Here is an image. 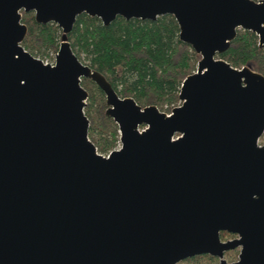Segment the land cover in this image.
<instances>
[{
	"label": "water",
	"instance_id": "1",
	"mask_svg": "<svg viewBox=\"0 0 264 264\" xmlns=\"http://www.w3.org/2000/svg\"><path fill=\"white\" fill-rule=\"evenodd\" d=\"M23 11L62 28L55 63L23 45ZM83 12L106 25L176 17L201 57L171 114L121 96L78 56L68 34ZM239 28L264 47V0H0V264H176L203 253L264 264V74L218 56ZM83 77L119 124L108 154L89 136ZM223 229L241 237L222 241ZM239 244L228 262L224 250Z\"/></svg>",
	"mask_w": 264,
	"mask_h": 264
},
{
	"label": "trees",
	"instance_id": "2",
	"mask_svg": "<svg viewBox=\"0 0 264 264\" xmlns=\"http://www.w3.org/2000/svg\"><path fill=\"white\" fill-rule=\"evenodd\" d=\"M28 33L23 45L36 56L57 51L62 28L56 22L40 23L34 11H23ZM180 26L173 14L156 19L125 18L119 15L109 25L98 16L83 12L77 16L69 40L73 50L86 63L104 73L121 96H133L141 105L156 104L170 110L179 101L184 78L196 67L201 55L180 39ZM232 65L250 66L264 74V47L259 35L239 28L228 49L218 54ZM88 89L85 107L90 118L89 136L100 152L108 153L120 141L119 124L107 114L104 90L91 78L83 77ZM209 253L187 257L176 264H214Z\"/></svg>",
	"mask_w": 264,
	"mask_h": 264
},
{
	"label": "flooded vegetation",
	"instance_id": "3",
	"mask_svg": "<svg viewBox=\"0 0 264 264\" xmlns=\"http://www.w3.org/2000/svg\"><path fill=\"white\" fill-rule=\"evenodd\" d=\"M220 237H221L222 241H227V240H233L234 241L236 239H239L241 237V235L237 231H230V230L223 229L220 231ZM241 249H242V244H239L235 247L226 248L224 250V257L228 260V262L238 260ZM203 254H205V253H203ZM213 256H216L218 258V262H220V257L218 255H213Z\"/></svg>",
	"mask_w": 264,
	"mask_h": 264
},
{
	"label": "rangeland",
	"instance_id": "4",
	"mask_svg": "<svg viewBox=\"0 0 264 264\" xmlns=\"http://www.w3.org/2000/svg\"><path fill=\"white\" fill-rule=\"evenodd\" d=\"M56 52H57V51H54V50L49 51V53L45 56V58L48 59V60H55ZM39 57H41V56H39ZM196 68H197V67H196ZM180 103H181V100L179 101L178 104H180ZM178 104H177V105H178ZM171 110H172V109H170V110H165V111H167V112H171ZM260 142H261V143L264 142V134L262 135V137H261V139H260ZM120 145H121V141L118 142V145H117L115 148L119 147ZM102 153L107 154V153H105V152H102ZM183 260H184V259H183ZM193 262H194V261H193ZM193 262H185V263H183V264H190V263H193ZM212 262H214V264H218V263H219L217 259H216L215 261H212ZM203 264H208V263H204V262H203Z\"/></svg>",
	"mask_w": 264,
	"mask_h": 264
},
{
	"label": "built area",
	"instance_id": "5",
	"mask_svg": "<svg viewBox=\"0 0 264 264\" xmlns=\"http://www.w3.org/2000/svg\"><path fill=\"white\" fill-rule=\"evenodd\" d=\"M39 57V56H38ZM42 58V57H41ZM45 62H50V63H55V60H48V59H46V58H42ZM168 113H170V112H168ZM146 126H139V129L140 130H143L144 128H145ZM179 136V134L178 133H176L175 135H174V137H178Z\"/></svg>",
	"mask_w": 264,
	"mask_h": 264
},
{
	"label": "bare ground",
	"instance_id": "6",
	"mask_svg": "<svg viewBox=\"0 0 264 264\" xmlns=\"http://www.w3.org/2000/svg\"><path fill=\"white\" fill-rule=\"evenodd\" d=\"M140 126H142V125H140Z\"/></svg>",
	"mask_w": 264,
	"mask_h": 264
}]
</instances>
